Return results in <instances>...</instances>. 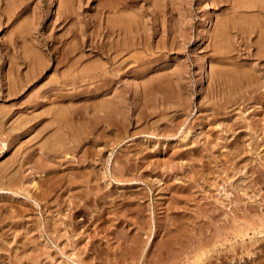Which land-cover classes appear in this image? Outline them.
Instances as JSON below:
<instances>
[{
	"label": "rangeland",
	"instance_id": "374dc122",
	"mask_svg": "<svg viewBox=\"0 0 264 264\" xmlns=\"http://www.w3.org/2000/svg\"><path fill=\"white\" fill-rule=\"evenodd\" d=\"M15 1L19 3H21L20 1H23L21 3V6L25 5L24 11L22 10L23 13L19 15L21 18L18 17L17 21L16 19L8 20V18L5 17V14L3 13L4 12L3 7L6 3V0H0V55L3 54L1 55L2 58L0 59V107L1 109L2 108H7L8 110L11 109L10 111L11 115L9 114L10 117L8 116L10 118L9 119L10 121L3 122V124L0 123V166H1L0 168H3V166L7 164L6 166H4V168L8 170H4V172L2 171V173H4V175H7L8 182L10 180L9 178H11V175H13L12 177H14L12 179L13 180L12 183L10 184L12 185L11 190H10V185H7L9 187H6L5 189L0 188V195H1L0 196V203H1L0 204V209H1L0 210V228H1L0 244L2 243V245H0V248H1L0 249V264H20V263L21 264H146V262L147 264H168V262L169 264H174V263L183 264L185 261L188 260L187 256L190 258V255L195 256L198 254L200 256L203 253H204L203 255L205 254L206 255L202 256V259L196 260L195 264L197 263L198 264H203V263L204 264H264V223H263L264 222V219H263L264 217V197H263L264 196V165H263L264 164V159H263L264 158V126H263L264 125V102H263L264 101V94H263L264 93V81H262L264 79V64H262L264 63V57H263L264 55L258 53L257 51L258 48H260V46L264 45V42H263L264 29L261 30L264 27V22H263L264 21L263 19L264 18V8L258 9L259 11L261 10L262 13H260L261 11L260 12L258 11L259 13H257V8H262L264 6V3L263 4H260V3L264 1L258 0V2H256L257 0H254V2L257 3L255 7H252V9L251 7H248L249 8L248 10H246L247 7H245V9L240 7L241 8L240 10L239 7L238 8L236 7L235 0L233 1L232 0H227V1L225 0H161V1L156 0L155 3L152 0H140L139 6L142 7L144 10L147 7V9L145 10L147 11V13L145 12L146 21L148 20L147 22H150L151 20H153L152 17H154L155 18L154 21L156 23V24L154 23V28H156L157 26L158 28L156 29L157 30L159 29L158 31L160 32V33L157 32L158 34H155V37H154L155 41H153V44H156L155 42L160 41V38L162 41L164 40L168 44L172 41L171 39H176V42L179 44L177 45L175 42L173 44V47L169 46L170 48H174V50L166 46H165L166 48H163V50L157 51L156 49L155 51L157 52V54L161 53V57H163V59L160 57L159 60L161 61L157 60V62H154L153 68H160V69L164 68V72H165L164 74L166 73L171 74L174 70L178 69V71L181 74L180 77L182 76L180 78L178 74H172L173 84H176L175 85L176 87L179 86L175 89V91L176 92L178 91V93H175L174 90L170 92L169 91L164 92L163 91L164 89H163V90H160V93H158V91L155 93V94L158 93L160 95H164V96L158 95L161 98L164 97L162 98V100L160 99V97L158 98L157 95H156V98H152L151 100V97H153L152 95L150 98H147L146 101H144L145 99L141 101V99H143L142 92H141L142 88H141V85H139L138 83V82L143 81V78H137L138 82L137 81L134 82L135 79H132V76H131L132 72H128L127 74L125 73V71L128 69L126 67L127 69L125 70V66L122 65V62H125L124 61L125 60V49L123 50L124 52L122 51L120 53L118 52L116 53L117 50L116 49L114 50V48H116L114 46H113V49H111V51L109 52L110 53L109 56L111 55L115 57L117 56L116 59L115 57L114 59L113 57H109L103 51L104 49L103 50L101 49L99 52H96V50L92 51L90 49H87L88 53H86L81 58V59H84V61L83 60H82L83 62L81 61L82 63L81 66H80L81 63L78 64L80 69L77 71H74L75 73L74 72L70 73V71L73 70V68L69 69V65L64 62L60 65L61 67L59 66V71H56V69L54 70L55 62L48 61L49 65L45 67L43 71H41V76L39 78L35 79L33 82H30L27 86H24L23 88L19 89V91H16V92H13L12 94L7 95L6 94V88H7L6 72L9 69L10 63L9 61H7V57L5 56V54L8 50L12 49L13 51L14 45H17V48L19 47L18 52H20L22 48L20 45L24 43V40L26 41L28 40L27 42L25 41V43H28V45L31 44L32 46V44L34 45L37 44L39 46L40 44V48H42L43 51H46L49 46V44H46V42L48 41V39H51V38L55 39V34H56V39H59L62 33L63 35H65L66 31L68 30L67 31L68 33H66L67 35H65L66 36L65 38H67L68 40L73 39V34H77V36L80 37L81 33L79 31H80L81 24L79 20L83 19L84 16L94 19L95 17H97L96 15L94 16L95 12L97 13L99 12L98 14L102 17H104V15L107 16L110 14L111 16L112 15L117 16L120 14V12H115L113 9H111L112 8L111 5L113 3H115L114 5L119 4V2H121L120 3L121 5L122 2H124L123 0H119V1L118 0H87V1L82 0L81 2L78 0L79 3H81L80 4L81 7L79 6L78 2H77L76 7H78V11L80 15L74 13L73 16L74 17L76 16L75 19L74 17L69 19L66 23V26L63 28V25L66 21L63 22L60 26L58 25V27L56 26L57 23H54L56 21L55 18L57 16L56 13H57V7L59 5L58 4L59 0H15ZM151 1L153 2V5H151L152 4ZM231 2L235 3V6ZM232 6L234 9L232 8ZM155 9L156 11H158L159 16H156L157 15L156 11L154 13ZM254 9L256 11H254ZM234 10L235 12H233ZM237 10H239V12H237ZM251 10L254 11V13L251 12ZM160 11L162 12V15H160L161 14ZM101 12L102 14H100ZM122 14H125V11H122ZM24 15L26 16L24 17ZM238 15L239 16L242 15V16L239 17ZM258 15L259 16L261 15L260 19ZM250 16L251 17L253 16L254 18H251ZM226 17L228 21L234 20L233 22L232 21L229 22L230 26L227 27L229 33L227 31V35L223 37L224 39L228 37L229 42L230 41L231 42L227 43L228 38L225 39L224 41L223 38H219L218 36L215 38V40H212L213 41L212 43L210 39L214 37L210 38L211 33L214 34L216 30L220 29L221 27L220 25L223 23L222 22L223 19L226 20ZM237 17L239 19H236ZM204 18L205 19L209 18L208 19L209 23H207V25H204V23L206 22ZM30 19L32 20V22L30 21ZM94 20L98 21L99 16H98V20L97 18ZM237 20L240 22V24ZM248 20H251V21H248ZM242 21L243 23L241 24ZM252 21L255 23H253ZM244 22H246V24ZM17 23L20 25V27ZM258 23L262 24L263 26L259 25ZM23 24H25V26H23ZM15 25L17 26L15 27ZM233 25H235V27ZM245 25L248 27H246ZM150 26H151V23L147 24V28H149ZM206 27H208L207 28V30L209 29L208 31L205 30ZM230 27H232L234 30L236 29V27L240 28L241 30L240 34L237 31L238 29L234 31ZM255 27H258V28L255 29ZM260 27L262 28L260 29ZM243 28L244 29L249 28V30H247L246 32V30L244 31ZM253 28H254V33L252 30ZM23 29L24 31H22ZM179 30L182 34L178 33ZM184 30L187 34L184 32ZM242 30L245 32V34L242 33L243 32ZM162 31H164L163 34L161 33ZM250 31H252L253 34H251ZM259 31H262L263 33ZM169 32L173 34L168 35ZM233 32L235 33V35L230 36V34H234ZM258 32L259 34L261 33L260 34L261 36H257ZM114 34H113L114 37L112 35L111 36L112 38L107 40L108 42L114 41L113 43H115L117 41L121 42V40L123 41L121 43L125 42V38L122 37L124 33H122V35L119 34L118 32ZM178 34H180L179 36L181 37H179ZM117 35H119L120 38ZM172 35L174 36V38L172 37ZM232 36L234 37V39H232L233 38ZM248 37L250 39H248ZM251 37H252V41H251ZM239 38H241L240 39L241 41L237 40ZM255 39H257L258 42H255L256 41ZM15 40H16V44H15ZM178 41L179 42L181 41V42L179 43ZM215 41L217 42L215 43ZM242 41L244 42L242 43ZM233 42L235 43L234 45H233ZM250 42H252V44ZM261 42L263 43V45L259 46V43L262 44ZM4 43L8 44L7 46L9 47L8 49H6ZM10 43L13 47L10 46ZM50 43H52V41ZM253 43L258 44V47L257 45H254ZM214 44H216L217 47L212 46ZM224 44L226 47L224 46ZM241 44H244L242 45L243 48L241 47ZM249 44H251L250 45L251 47L249 46L247 48ZM232 45H233V48H231ZM235 45H237V47H234ZM38 46H36L37 48L34 49L35 51L40 50ZM245 46L247 49L251 51L246 50ZM218 47H220L221 49L220 48L218 49ZM222 47H225V49H227L228 52L225 51V49L222 50ZM238 47L240 48L239 49L240 51L238 50ZM254 47H257V48L253 50L252 48ZM220 50H221V53L223 51L222 54L219 53ZM114 51L115 53H112ZM18 52H15V54H19ZM135 52L133 54L130 53V55L134 56L135 54H138V55L145 54L144 51H142V49H137ZM218 53L220 54L219 56L217 55ZM244 53L247 55H245ZM153 54L149 55L150 59L151 57L154 58ZM157 54L155 53V55ZM252 54L255 55L256 57L255 56L252 57ZM225 55H228L229 57ZM234 55H235V58H233ZM169 56L170 58H168ZM237 56L239 57V59L236 60ZM84 57H87V58L85 59ZM165 57H167L169 60ZM147 58H148L147 56L144 57L145 60H148ZM241 58L244 59V61ZM252 58L254 59L252 60ZM227 59H229L230 61ZM15 60L18 62L21 59L15 58ZM101 60H102V64H101ZM215 61L217 62L214 63V65L215 64L216 65L214 67L215 70H213V64L211 63ZM218 61L220 62L225 61V63L220 64L218 63ZM226 61L227 62L229 61V63L226 64ZM233 61L236 63H239L240 65L233 67L234 65H236V63H234ZM96 62L98 64L97 68L89 74L86 73L87 69H90V66L93 63H94L93 65H97L95 64ZM131 62H132V65L133 64L136 65L135 62H133L132 60ZM253 62L254 63L256 62V64L252 66V68H254L253 70H256V74H258L257 73L258 70L260 73L259 75H257L258 77L256 76L257 81H255V83L253 84H250V87L252 86L251 89L252 88L253 89L249 90L250 88L249 84L247 85H245L244 83L239 84L237 79L240 76L239 70L241 66L243 65L242 66V69H243L245 66L248 65L247 70H249V66L250 64L252 65ZM111 63L112 65H114V67L116 65L117 68L120 69V73L118 69L116 70V67L114 70V67L111 65ZM161 63H162V68H161V65H159ZM231 63H234V64L232 65ZM129 64L131 65V63ZM177 64L181 66H178ZM137 65H138V68L144 67L142 66L143 63L142 64L137 63ZM146 65L148 66V64ZM219 65L222 66L223 70H221L222 68ZM17 66H20V70H21L20 77H22L23 74L24 75L28 74L29 69L25 66L24 63L21 65L20 63H18ZM17 66H15V69L17 68ZM172 66H174L175 69H173ZM176 66L180 68H177ZM227 66L228 67L230 66V68L228 69ZM105 67L106 69H104ZM122 67L124 69H122ZM166 67L169 69V72H166L168 71ZM252 68L250 66L251 71H253ZM60 70H62L63 72ZM66 70L68 71V73H70L68 77L64 76V73H65L64 71ZM151 70L153 69L148 70L147 76L151 74L148 77H153V78L157 77L156 75H154L153 71H152L153 74L151 73ZM220 72L221 73L223 72L225 76L227 75V77H230L228 75H231L230 80L232 81V78H233L235 79L233 80L235 82L233 81L231 82L230 80H228L229 78L225 77L223 73H222L223 74L222 76ZM110 73H112L113 75ZM216 73L220 76L216 75ZM102 74L108 77H104ZM162 74H163V71L161 72V75ZM234 74H235V77L236 76L238 77L234 78L233 76ZM60 75L63 76L64 78H61ZM89 75H91V77ZM102 76L104 78H102ZM69 77L70 78L74 77V78H71V80L73 81H71ZM159 77H163V76H159ZM213 77L214 79H212ZM217 77L223 80L222 81L216 80ZM58 78H60L61 80L65 79L67 83L61 81L60 83L61 85H60L57 80ZM163 78L167 79L166 77H163ZM50 79H53L55 83L57 82L59 84L58 85L56 83L57 88L54 83H53L54 87L53 86L51 87V85L46 83L47 81H50ZM91 79H92L91 81L92 83L90 82ZM224 79L226 81H224ZM94 80L99 81L98 85L101 84V85H104V87L100 85L101 88L99 89L101 90H98V89L93 90L92 88L97 86L95 85L97 84V82L96 83L93 82ZM74 81L75 82L78 81V82L75 83ZM258 81H261V82L257 83ZM102 82H104L105 84H103ZM215 82L216 84H214ZM220 82H222L221 84L223 85H220ZM43 83H45L46 85H43V87L44 86L45 87L44 89L43 88L41 89ZM63 83H65V86ZM73 83L75 84L73 85ZM107 83L112 84V85H109V84L106 85ZM218 83L219 85H217ZM236 83L239 84L240 87L241 86L242 87L241 88L237 87L238 85ZM260 83L262 84L263 88L260 86L261 85ZM235 84H236V87H235ZM106 86H107V89H106ZM108 86H110L111 88ZM218 86L220 87L218 88ZM257 86L260 88H258ZM89 87L91 88L89 89ZM209 87L210 89L215 88L214 91L211 92L212 89L210 90ZM224 87L225 88L227 87L226 88L227 93L231 89V92H229L228 95L231 93L232 96L231 95L227 96ZM243 87L248 88V89H245L244 91ZM39 89H41V92L43 94L41 95L40 93V96H43L41 97V99L49 102L46 107L45 105L41 104L40 102L41 100H39L40 104H37L36 106L35 105L32 106L33 103L37 102V100L35 101V99L33 98H35L34 95H36V93L39 95V92H40ZM88 89L91 91H89ZM239 89L241 90L243 89L242 90L243 92L241 90L239 91ZM254 89H258V90L254 91ZM106 90L108 91L107 93H105ZM208 90H210V92ZM87 91H89L90 93L88 94ZM137 91H138V94H137ZM139 91L141 92V94L139 93ZM219 91L220 92L222 91L221 94ZM232 91H233V94H232ZM125 92H126V95H125ZM162 92H164V94ZM245 92H247L249 96L245 94ZM63 93H65L66 95ZM111 93H112V96H111ZM166 93L167 94L173 93V95L171 96V94H169L170 95L169 97V95H166ZM180 93H181V97H180ZM102 97L115 99V101L118 100L121 110H119V106H117L118 107L117 113H114V114L111 113L110 114L111 117L109 115L105 116L103 111H99L97 109L98 107H95L101 102H103L102 99H99ZM209 97H211L212 99L211 98L209 99ZM54 98L55 99L61 98L60 99L61 105L66 108L68 107V109H70L71 111L75 108L74 109L75 111H73L74 116L77 112L83 115L81 116V115H78V113L76 114L75 120H77V122L84 121V123H82L84 125L78 123V128L80 127L82 129L81 130L78 128L76 129L77 125H75L74 123L73 128L78 131L77 133L80 134L81 141L78 146H76L77 145L76 144L74 148L70 150L71 153L69 151H63L62 149H59V148H54L47 143V141H50L48 139L51 136H53V134L55 133L57 129V125L55 127V123L52 124L53 119L51 117V112L53 113L55 112V110L54 108L53 110L50 109V107H53L54 105L56 106V103H52V100H55ZM228 99L230 100V103L226 104L227 102H229ZM221 100L223 101L222 104H220L222 102ZM75 101H78V102H75ZM139 101L140 103L142 102V104L144 103V105L140 103L137 104V102ZM151 101L153 102L159 101L160 104L157 102L158 106L156 104L152 105L153 102ZM212 101L213 102L219 101V102L218 103L215 102V104H213ZM82 102H84V104ZM168 102L170 103L169 106L167 104H163V103H168ZM66 103L68 106L66 105ZM79 104L80 106L78 107ZM145 104H146V107H145ZM138 106H141V107H138ZM40 107H42L46 111V114L44 110H43L44 112L42 111V108L40 109ZM93 107L95 108L92 109ZM46 108H49V109H46ZM77 108L78 110H76ZM154 108L155 109L157 108L156 109L157 111L159 109L160 110L157 112L156 110H154ZM85 109L86 111H84ZM137 109L140 110V113L138 112ZM94 110H97V112H95ZM153 110L156 112H154ZM162 110H164V113ZM145 111H148V112H145ZM73 112H70V114L72 115ZM80 116L81 118L84 117L85 119L84 118L81 119ZM108 116L109 118L105 119ZM144 116L145 118L142 119L141 117H144ZM160 116L162 117L160 118ZM165 116H166V119H164ZM37 117L38 118L40 117V118L38 119ZM48 117H50L52 120ZM98 117H101V118L97 120ZM139 117L141 118V120ZM32 118H33V122H31ZM36 118H37L38 124H37ZM77 118H80L81 121L80 119L78 120ZM122 118L123 120H121ZM26 119L27 120L30 119L29 122L32 123L33 126L29 123L26 124L25 123ZM112 119H115V120L113 121ZM160 119L162 120L160 121ZM15 120H17V122ZM87 120L92 123L93 121H95L94 122L95 125L93 124L91 125V123L88 122ZM157 120L159 121L157 122ZM47 122H50V123L46 124ZM111 122L112 123L115 122V124L113 125L111 124ZM18 124H19L20 129L16 130L15 128L16 127L18 128ZM97 124H99L100 126ZM125 124L126 126H124ZM30 125H31V128H28L30 127ZM47 125H50V126H47ZM136 125L139 127L137 128ZM1 126L3 127L1 128ZM39 126L42 128H40ZM84 126H86L87 128L86 127L83 128ZM10 128L11 129L13 128L15 130H11ZM27 128L29 129L27 130L28 132L25 131ZM88 128H90L91 132L94 134L90 133L89 131L90 129L88 130ZM139 128H142V129H139ZM103 129L104 131L108 133V136H107V133L105 132L106 134L105 136H107V138L103 135L104 134ZM16 131L18 134L15 133ZM37 131L39 132V134L40 133L41 134L39 135L38 133H36ZM81 133H83V136H81L82 135ZM101 133L103 134L101 135ZM99 137H102V138L100 139ZM104 137H105V141L103 140ZM32 138L34 142L31 141ZM91 139H94V143L93 141H91ZM38 142L40 143L43 142L44 145H39ZM89 142H92V143H89ZM34 145L37 148H35ZM45 145L47 147L49 146L50 148L49 147L47 148ZM91 145H94L95 147L94 146L92 147ZM30 146L31 147L33 146V147L31 148ZM99 146L100 148L101 147L103 148L99 149L98 148ZM43 147L44 149H41ZM236 147L238 148V150ZM234 149L236 151L240 150L241 152L239 151L236 153ZM91 150L92 152L90 153H92V158L94 159L90 157L91 154L89 155L88 151H91ZM133 150H135V152L136 151H141V152H136L137 153L136 154L133 152ZM65 152L68 154H66ZM73 152H77V153L75 154ZM142 152L143 154H141ZM229 152H233V153H229ZM82 153L84 156H81ZM94 154L95 156L97 155L99 156H97L96 158ZM128 155L130 158L127 157ZM79 156L81 158H79ZM82 157H83V160H82ZM127 159H129L131 163H129V160ZM6 160L9 162H7ZM125 160L128 161L129 165L127 164V161L125 162ZM8 163H10L11 165L10 164L8 165ZM123 163H125V165ZM20 164L21 166H19ZM121 164L123 165L121 166ZM126 164L128 168L126 167ZM244 164L247 167H245ZM117 167L120 169L123 167L122 168L123 174L121 172H120L121 174L120 173L118 174L119 169ZM125 167L127 169L126 171H124ZM249 167H251L253 171L251 170V168L249 169ZM47 169H50L51 171L50 170L48 171L53 172V173L50 174V172H48ZM84 170H86V172ZM91 171H94L91 173L94 175L93 177L92 175H89L90 173L87 175V172H91ZM116 171L118 172L116 173ZM46 172H48V174H46ZM78 172H81V173H78ZM124 172H126V175ZM103 174H106V175H103ZM46 175L48 176L47 178H46ZM118 175L120 176L122 175V176L120 177ZM58 176L62 178V181L64 177L65 182H62L60 177L59 179H57ZM65 176L67 177L66 179H65ZM73 176L78 177L77 179L80 180L79 181L80 183L77 184L76 177H73ZM82 176H86L87 177V178L85 177L86 180ZM7 177L4 176L5 181H7ZM45 178L47 179V183L46 181L44 182ZM68 178L71 180H69ZM39 179H41L42 182ZM83 179L84 181H82ZM89 179H92V180H89ZM33 181H36L37 186L39 185L40 188L38 187V189L40 191L37 189V186L33 184ZM69 181L71 183L74 181L73 183L75 184L73 183L70 184ZM48 183L54 186L53 187H51V185L48 186ZM64 183H66L67 185ZM68 183L70 184V187L68 186ZM81 184H82V187H81ZM83 184L84 186L86 187L88 186V187L87 188L84 187ZM74 185L75 186L77 185L78 188L75 187ZM42 187L43 189L41 191ZM79 188L81 191L79 190ZM92 188L94 190L96 189L97 192L95 191L94 193V190H92ZM37 190L41 194L37 193L38 192ZM84 190H88V191H84ZM35 192L37 193V195ZM43 192L44 194H42ZM86 192L89 194L87 195ZM103 192L105 193L103 194ZM80 193L82 194L85 193V195L87 196L83 195L84 196L83 197L82 194ZM98 194L99 195L102 194L100 195V197L104 195L102 199L98 197L99 196ZM94 196L96 198H94ZM41 197H43L42 198L43 200L41 199ZM37 198L40 200H37ZM72 199L74 202L72 201ZM79 200H80V203H78ZM109 201H112V202L110 203ZM100 202L101 204L100 206H98ZM104 202L106 205L103 204ZM138 203L139 205L136 206V204ZM73 205H74V208H73ZM3 207H5L7 210H5V208L3 210ZM19 207L20 209L18 210ZM21 209L23 210L25 209V211H20ZM99 209L102 211H100ZM133 209H137V210H133ZM167 211L169 213V216H168V213H166ZM244 212H246L245 214L247 215H245ZM135 214H137L138 217ZM234 214L236 215L235 218H238V220L237 219L235 220ZM98 215H100L101 218H98ZM175 216H178V217H175ZM246 216L248 217L247 220L246 218H244ZM179 217H180V221H182L184 224L178 220ZM239 217L244 218L246 221L242 220L241 218L239 219ZM183 218L185 220H183ZM230 219H233V221ZM261 219L263 221H261ZM55 221L57 222V224ZM225 221H227L228 223H226ZM234 221H235V224L242 226V228L238 229L237 225H235V227L234 226L232 227V223ZM12 222L14 223V227L13 225L11 226ZM140 223H141V227L139 225ZM193 223H196V224H193ZM197 223L199 226L197 225ZM204 223H205V226H204ZM174 224L175 226L172 227ZM229 224H231V226H229ZM183 225L186 226V227L184 226L185 229ZM247 225H249V228H246ZM53 226L54 228L56 226V228L54 229ZM58 226L60 229L57 228ZM226 226H228L229 228H227ZM10 227H13V228H10ZM219 227H221L222 229ZM14 228L15 230L17 229L19 232L14 231ZM230 228L231 229L236 228L238 230V233L236 232L237 231L236 229H235L236 231L233 232L234 230L233 229L231 230ZM57 229H58V233H57ZM201 229L204 230V232H201L202 231ZM138 231L141 233H138ZM185 231H188L189 233ZM11 232L12 234L13 232H15L14 235L11 236ZM125 232H126V235H125ZM199 232L202 233L203 235L200 234ZM18 234H19V239H18ZM138 234H140L139 237H138ZM133 235H134V238H133ZM26 237L29 238V240L26 239ZM131 238L133 239L140 238L139 241L141 242L144 241V243H142L143 248L141 249V252L139 254L137 251L136 252L134 251V253L132 252V248L135 247L136 245V243L134 242H137L138 239L134 241ZM168 239L169 241H167ZM201 239H203V241H201ZM164 240H166L165 243H164ZM129 241L131 243H129ZM209 241L210 243L208 244ZM169 242H171V244ZM34 246L37 247L35 248V250H34ZM3 247L5 248L2 249ZM20 247L24 249L22 248L20 249ZM204 248H208L209 251L208 249H205V251H203ZM16 249L17 250L20 249L19 251L20 253H18V251H15ZM32 250L35 253L32 252ZM127 250L128 252H126ZM206 250L209 252V254ZM162 251H165V252H162ZM193 251H196L197 254L196 252L193 253ZM128 254L130 255V257L128 256ZM25 255L27 256L25 257ZM198 255L196 256L197 258L199 257ZM21 256L22 257L24 256V258L20 259ZM132 256L134 257L132 258ZM181 256L182 257L185 256V257L182 258ZM169 258H172V259H169ZM177 258H179L180 261L177 260ZM172 260L173 262L171 263Z\"/></svg>",
	"mask_w": 264,
	"mask_h": 264
},
{
	"label": "bare ground",
	"instance_id": "6f19581e",
	"mask_svg": "<svg viewBox=\"0 0 264 264\" xmlns=\"http://www.w3.org/2000/svg\"><path fill=\"white\" fill-rule=\"evenodd\" d=\"M80 2L82 1V0H79ZM79 1L78 0H59V5H58V7H57V13H56V18H55V22L54 23H57V27H58V25L60 26L63 22H65L64 23V25H63V28L66 26V23H67V21L69 20V19H71L72 17H74L73 16V14L75 13V14H79V11H78V7H76L77 6V2H78V4H79V6L81 7V3H79ZM87 1V0H86ZM119 1V0H118ZM124 2H122V4L120 5V3L121 2H119V4H116V5H114L115 3H113L112 5H111V9H113L115 12H120V14L119 15H117V16H111V14L110 15H104V17H102V16H100L97 12H95V14H94V16L96 15L97 17H95L94 19H96L97 18V20H98V16H99V20L98 21H95L94 19H91L90 17L88 18L87 16H84V18L83 19H81V20H79L80 21V24H81V26H80V33H81V36L79 37V36H77V34H73V39L72 40H68L67 38H65L66 36L65 35H67L66 33H68L67 31H66V29H67V27H66V29H65V31H66V33H65V35H63V33H62V35H61V37L59 38V39H56V34H55V39H53V38H51V39H48V41L46 42V44H49V46H48V49L46 50V51H43V49L42 48H40V44H39V46L36 44V45H34V44H32V46H31V44L30 45H28V43H25V41L26 40H24V43L23 44H21L20 46L22 47L21 48V51L20 52H18V48H17V45H14V49H13V51H12V49L11 50H8L7 52H6V50H5V52H6V54H5V56L7 57V61H9V63H10V65H9V69L7 70V72H6V77H7V81H6V83H7V88H6V94L7 95H9V94H12L13 92H16V91H19V89H21V88H23L24 86H27L30 82H33L35 79H37V78H39L40 76H41V71H43V69L45 68V67H47L48 65H49V62L48 61H53V62H55V68H54V70L56 69V71H59V66L64 62V63H66V64H68L69 65V69L71 68H73V70H71L70 71V73L71 72H74V71H77V70H79L80 68H79V65L78 64H80L81 63V61L83 60L84 61V59H81L86 53H88L87 52V49H90V50H96V52H99L101 49L109 56V52L111 51V49H113V46L114 47H116V48H114V50L116 49L117 51H116V53L118 52V53H120V52H122L124 49H125V62H122V65L123 66H125V73L127 74L128 72H132V74H131V76H132V79H135V81L134 82H136L137 81V78H143V81H141V82H138L139 83V85H141V88H142V98L143 99H141V101L142 100H144V101H146L147 100V98H150L152 95H153V97H151V100H152V98H156V95H157V97L159 98L160 96H164V95H160V94H158V93H160V90H163L164 92H166V91H172V90H174L175 91V89L177 88V87H179V86H175L176 84H173V81H172V74H178L179 75V77H180V72L178 71V69L177 68H180V67H177L176 69L177 70H174L172 73H171V71H170V73L171 74H169V73H166V74H164L165 72H164V68L163 69H160V68H153L154 67V62H157V60L158 61H161V60H159L160 59V57H161V53H159V54H157V52L155 51L156 49H157V51H159V50H163V48H166V47H168V48H170L171 46L173 47V44L176 42V39H171L172 41L168 44L166 41H162L161 40V38H160V41H158V42H155L156 44H153V41H155V39H154V37H155V34H158V33H160L156 28H158L157 26H156V28H154V23H155V21H154V17H152L153 18V20H151L150 22H147L146 21V18H145V12L147 13V11H145L146 9H147V7L145 8V10L142 8V7H140L139 6V1L140 0H123ZM152 1H154V3H155V1L156 0H152ZM151 1V2H152ZM161 1V0H160ZM225 1H227V0H225ZM233 1V0H232ZM261 1V0H260ZM260 1H259V3H260ZM264 1V0H263ZM21 3L23 2V1H20ZM24 2H26V1H24ZM110 2V1H109ZM112 2V1H111ZM142 2V1H141ZM163 2V1H162ZM256 2H258V0L256 1ZM256 2H254V0L253 1H248V0H235V3H236V7L238 8L239 7V9L241 10V8L240 7H242L243 9H245V7H247V9L246 10H248L249 8L248 7H251V9H252V7H255V5L257 4ZM21 3H19V2H17V1H15V0H6V3H5V5H4V7H3V9H4V14H5V17L6 18H8V20L9 19H12V20H15L16 19V21H17V18L18 17H20L19 15L21 14V13H23V11H24V9H25V5L24 6H21ZM150 3V2H149ZM159 3V2H158ZM232 3V2H231ZM235 3H232V4H234V6H235ZM264 2H262V3H260V4H263ZM104 4V3H103ZM142 4V3H141ZM101 5H102V3H101ZM147 5V4H146ZM151 5H153V2H152V4ZM150 5V6H151ZM155 5V4H154ZM159 5V4H158ZM259 5V4H258ZM27 6H28V4H27ZM142 6V5H141ZM143 6H144V4H143ZM162 6H163V4H162ZM165 6V5H164ZM2 7V6H1ZM97 7V6H96ZM161 7V6H160ZM160 7H159V9H160ZM168 7V6H167ZM260 7V6H259ZM102 8V7H101ZM232 8H233V6H232ZM257 8V7H256ZM264 8V6L262 7V8H257V13H259L260 11L258 10V9H263ZM116 9V10H115ZM149 9V8H148ZM152 9V8H151ZM164 9V8H163ZM234 9V8H233ZM23 10V11H22ZM96 10V9H95ZM105 10H106V8H105ZM104 10V11H105ZM109 10V9H108ZM153 10V9H152ZM151 10V11H152ZM236 10V9H235ZM235 10L233 11V12H235ZM22 11V12H21ZM28 11V10H27ZM122 11H125V14H122ZM155 11H156V9L154 10V13H155ZM245 11V10H244ZM254 11H256L255 9H254ZM254 11H252L251 10V12H253L254 13ZM259 11V12H258ZM161 12V11H160ZM165 12V11H164ZM237 12H239V10H237ZM236 12V13H237ZM246 12V11H245ZM250 12V11H249ZM104 13V12H103ZM124 13V12H123ZM150 13V12H149ZM156 13H157V15L156 16H159L158 15V11H156ZM248 13V12H247ZM260 13H262V11L260 12ZM26 14V13H25ZM100 14H102V12L100 13ZM115 14H117V13H115ZM160 14V13H159ZM164 14V13H163ZM166 14H167V12H166ZM241 14H242V12H241ZM256 14V13H255ZM80 15V14H79ZM90 15V14H89ZM160 15H162V12H161V14ZM209 15V14H208ZM211 15V14H210ZM235 15V14H234ZM234 15H232V16H234ZM263 15V14H262ZM26 15H24V17H25ZM155 16V15H154ZM165 16V15H164ZM239 16V15H238ZM242 16V15H241ZM241 16H239V17H241ZM245 16V15H244ZM259 16V15H258ZM257 16V17H258ZM261 16V15H260ZM260 16H259V19H260ZM23 17V16H22ZM76 17V16H75ZM75 17H74V19H75ZM92 17V16H91ZM208 17V16H207ZM251 17V16H250ZM254 17H255V15H254ZM253 16L251 17V18H254ZM256 17V18H257ZM21 18V17H20ZM151 18V17H150ZM159 18V17H158ZM160 18H162V17H160ZM164 18V17H163ZM209 18H210V16H209ZM209 18H204V20L206 21L205 23H204V25H207V23H209ZM246 18V17H245ZM165 19H166V17H165ZM169 19V18H168ZM229 19V18H228ZM236 19H239L238 17L236 18ZM235 19V20H236ZM247 19H249V18H247ZM246 19V20H247ZM264 19V18H263ZM28 20V19H27ZM157 20V19H156ZM203 20V21H204ZM224 20L225 19H223V23L220 25L221 27H220V29H218V30H216V32L213 34V33H211V35H210V38H212V37H214V38H212V39H210L211 41L212 40H215V38L216 37H218L219 36V38H223L224 36H226L227 35V31H228V29H227V27L228 26H230L229 25V22H233L234 20H227V17H226V20H225V22H224ZM244 20V19H243ZM30 21L32 22V20L30 19ZM58 21V22H57ZM159 21V20H158ZM164 21V20H163ZM228 21V22H227ZM238 21V20H237ZM248 21H251V20H248ZM255 21V20H254ZM28 22V21H27ZM30 22V23H31ZM161 22H162V20H161ZM165 22V21H164ZM236 22V21H235ZM239 22V21H238ZM253 22V21H252ZM259 22V21H258ZM264 22V21H263ZM24 23V22H23ZM149 23H151V26L149 27V28H147V24H149ZM221 23V22H220ZM243 23V21L241 22V24ZM245 24H246V22H244ZM250 23V22H249ZM253 23H255V22H253ZM256 23H257V21H256ZM18 24V23H17ZM20 24H22V23H20ZM156 24V23H155ZM159 24V23H158ZM162 24V23H161ZM239 24H240V22H239ZM259 24V23H258ZM19 25V24H18ZM28 25V24H27ZM26 25V26H27ZM164 25V24H163ZM162 25V26H163ZM168 25H169V23H168ZM167 25V26H168ZM203 25V24H202ZM209 25V24H208ZM253 25V24H252ZM259 25H261V26H263L262 24H259ZM13 26H14V24H13ZM17 25H15V27H16ZM23 26H25V24H23ZM149 26V25H148ZM161 26V27H162ZM234 27H235V25H233ZM240 26V25H239ZM244 26V25H243ZM246 26V25H245ZM254 26V25H253ZM19 27H20V25H19ZM169 27V26H168ZM172 27V26H171ZM203 27V26H202ZM219 27V26H218ZM238 27V26H237ZM236 27V29H238L237 31L239 32V34H240V32H241V30H240V28H237ZM242 27V26H241ZM246 27H248V26H246ZM21 28H22V26H21ZM28 28H29V26H28ZM34 28V27H33ZM205 28V27H204ZM207 28L208 27H206V29L205 30H207ZM231 29H233L232 27H230ZM250 28V27H249ZM249 28L248 29H244L243 28V30L245 31L246 30V32H247V30H249ZM256 28H258V27H255V29ZM262 27H260V29H261ZM17 29H19V28H17ZM25 29V28H24ZM24 29L22 30V31H24ZM165 29V28H164ZM166 29H167V27H166ZM171 29V28H170ZM177 29V28H176ZM175 29V30H176ZM235 29V30H236ZM264 29V27L261 29V30H263ZM64 30V29H63ZM70 30V29H69ZM78 30V29H77ZM209 30V29H208ZM207 30V31H208ZM230 30V29H229ZM234 30V29H233ZM234 30V31H235ZM240 30V31H239ZM242 30V31H243ZM253 30V33H254V28L252 29ZM28 31V30H27ZM75 31V30H74ZM170 31V30H169ZM177 31V30H176ZM202 31V30H201ZM206 31V32H207ZM215 31V30H214ZM232 31V30H231ZM231 31H230V33H231ZM242 32L243 34H245V32ZM256 31V30H255ZM71 32V31H70ZM73 32V31H72ZM116 32H118L119 34H121L122 35V33H124V35L122 36V37H124L125 38V42L124 43H121V42H123L122 40H121V42H115V43H113L112 41H107V40H109L110 38H112L111 36L114 34V33H116ZM158 32V33H157ZM163 32L164 31H162L161 33L163 34ZM173 32V31H172ZM184 32H185V30H184ZM213 32V31H212ZM251 32V34H253L252 33V31H250ZM259 32H262V31H259ZM259 32H258V35L257 36H261L260 34H259ZM22 33V32H21ZM178 33H181L180 32V30H179V32ZM186 33V32H185ZM204 33V32H203ZM209 33V32H208ZM228 33H229V31H228ZM234 33V32H233ZM241 33V34H242ZM263 33V32H262ZM72 34V33H71ZM161 34V35H162ZM169 34H173V33H168V35ZM182 34V33H181ZM187 34V33H186ZM213 34V35H212ZM247 34V33H246ZM255 34H256V32H255ZM80 35V34H79ZM115 35V34H114ZM114 35H113V37H114ZM120 35V36H121ZM177 35V34H176ZM180 34H178V36H179ZM184 35V34H183ZM199 35V34H198ZM201 35H202V33H201ZM200 35V36H201ZM205 35V34H204ZM231 35H235V33L234 34H230V36ZM249 35V34H248ZM27 36H28V34H27ZM27 36H25V37H27ZM52 36V35H51ZM118 37H119V35H117ZM157 36V35H156ZM159 36V35H158ZM166 36V35H165ZM221 36V37H220ZM239 36V35H238ZM256 36V37H257ZM22 37V36H21ZM23 37H24V35H23ZM50 37V36H49ZM58 37V36H57ZM72 37V36H71ZM101 37V38H100ZM103 37V38H102ZM163 37V36H162ZM172 37L174 38V36L172 35ZM177 37V36H176ZM179 37H181V36H179ZM187 37V36H186ZM233 37V36H232ZM236 37V36H235ZM254 37V36H253ZM14 38V37H13ZM30 38V37H29ZM39 38V37H38ZM62 38H64V39H62ZM100 38V39H99ZM120 38V37H119ZM167 38H169V37H167ZM188 38V37H187ZM209 38V37H208ZM228 38V37H227ZM227 38H225V39H227ZM243 38H244V36H243ZM242 38V39H243ZM259 38V37H258ZM264 38V37H263ZM11 39H12V37H11ZM15 39V38H14ZM13 39V40H14ZM31 39V38H30ZM70 39V38H69ZM118 39V38H117ZM122 39V38H121ZM154 39V40H153ZM224 39V38H223ZM225 39H224V41H225ZM231 39V38H230ZM232 39H234V37L232 38ZM241 38H239V39H237L238 41L240 40ZM247 39V38H246ZM248 39H250L249 37H248ZM260 39H261V37H260ZM7 40H9V39H7ZM41 40V39H40ZM50 40V41H49ZM114 40V39H113ZM158 40V39H157ZM166 40H168V39H166ZM221 40V39H220ZM219 40V41H220ZM244 40H245V38H244ZM254 40V39H253ZM256 41L255 42H258L257 41V39H255ZM28 41V40H27ZM26 41V42H27ZM34 41V40H33ZM52 41V43H50ZM170 41V40H169ZM210 41V42H211ZM223 41V40H222ZM232 41H234V40H232ZM241 41V40H240ZM251 41H252V37H251ZM260 41H262V40H260ZM259 41V42H260ZM5 42V41H4ZM8 42V41H7ZM179 42V41H178ZM181 42V41H180ZM179 42V43H180ZM183 42H185V41H183ZM182 42V43H183ZM217 41H215V43H216ZM221 42V41H220ZM231 42V41H230ZM229 42V38H228V42L227 43H230ZM244 41H242V43H243ZM248 42V41H247ZM254 42V43H255ZM263 42H264V40H263ZM40 43V42H39ZM44 43V42H43ZM212 43H213V41H212ZM211 43V44H212ZM225 43V42H224ZM251 44H252V42H250ZM253 43V44H254ZM262 43V42H261ZM5 44V43H4ZM15 44H16V40H15ZM45 44V43H44ZM168 44V45H167ZM176 44L177 45H179L177 42H176ZM218 44H220V43H218ZM235 43L233 42V45H234ZM246 44V43H245ZM251 44H249L248 46H247V48L251 45ZM222 45V44H221ZM226 45H228V44H226ZM233 45H232V47L231 48H233ZM242 45H244V44H241V47L243 48V46ZM254 45H257V47H258V44H254ZM260 45H263V43L262 44H260L259 43V46ZM8 46V44L6 43L5 44V47H6V49H8L9 47H7ZM10 46H12L11 45V43H10ZM19 46V45H18ZM36 46H38V48L40 49L39 51H35L34 49L35 48H37ZM166 46V47H165ZM170 46V47H169ZM212 46H214V47H217L216 46V44H214V45H212ZM219 46V45H218ZM224 46H225V44H224ZM4 47V48H5ZM13 47V46H12ZM15 47H16V49H15ZM43 47V46H42ZM45 47V46H44ZM88 47V48H87ZM177 47V46H176ZM221 47V46H220ZM220 47H218V49L220 48ZM226 47V46H225ZM225 47H222V50L223 49H225ZM234 47H237V45H235ZM251 47V46H250ZM257 47H254V48H252L253 50L255 49V48H257ZM246 48V46H245V49L246 50H248V51H251V50H249V49H247ZM137 49H142V51H144V53L145 54H140V55H138V54H135L134 56L133 55H130V53H134ZM170 49H173L174 50V48H170ZM176 49V48H175ZM214 49V48H213ZM221 49V48H220ZM240 48L238 47V50H239ZM244 49V50H245ZM38 50V49H37ZM44 50H45V48H44ZM165 50V49H164ZM233 50V49H232ZM232 50H230V51H232ZM237 50V49H236ZM103 51H101V52H103ZM113 51V50H112ZM134 51V52H133ZM141 51V50H140ZM217 51V50H216ZM215 51V52H216ZM225 51H227V49H225ZM224 51V52H225ZM240 51V50H239ZM238 51V52H239ZM247 51V52H248ZM258 53H260V54H263L264 55V45L263 46H260V48H258ZM256 51V52H257ZM15 52H18L19 54H15ZM124 52V51H123ZM153 52H154V54H153ZM162 52V51H161ZM165 52V51H164ZM163 52V53H164ZM218 52V51H217ZM228 52V51H227ZM255 52V51H254ZM94 53V52H93ZM112 53H115V51L114 52H112ZM136 53V52H135ZM155 53L157 54V55H155ZM219 53H221V50H220V52ZM217 54L218 56L220 55V54ZM222 53H223V51H222ZM221 53V54H222ZM240 53V52H239ZM246 53V52H245ZM244 53V54H245ZM95 54V53H94ZM93 54V55H94ZM122 54V53H121ZM124 54V53H123ZM150 54H153V56H154V58H152L151 57V59L149 58V55ZM165 54V53H164ZM168 54V53H167ZM167 54H166V56H167ZM226 54V53H225ZM230 54V53H229ZM232 54H233V52H232ZM235 54V53H234ZM241 54V53H240ZM243 54V53H242ZM255 54V53H254ZM1 55H3V54H1ZM0 55V59L2 58V56ZM97 55V54H96ZM102 55V54H101ZM115 55H117V54H115ZM163 55V54H162ZM170 55V54H169ZM238 55V54H237ZM245 55H247V54H245ZM88 56V55H87ZM92 56V55H91ZM119 56V55H118ZM148 57L147 59L148 60H145L144 59V57ZM218 56H217V58H218ZM222 56V55H221ZM225 56H228V55H225ZM224 56V57H225ZM232 56V55H231ZM241 56V55H240ZM253 56H255V55H253L252 54V57ZM259 56V55H258ZM257 56V57H258ZM262 56V55H261ZM100 57V56H99ZM109 57H113V59H114V57L115 56H109ZM223 57V56H222ZM229 57V56H228ZM243 57V56H242ZM256 57V56H255ZM264 57V56H263ZM15 58H20L21 60L20 61H16L15 60ZM85 59L87 58V57H84ZM91 58V57H90ZM117 58V56L115 57V59ZM133 58V59H132ZM162 59H163V57H161ZM165 58H167V57H165ZM168 58H170V56L168 57ZM167 58V59H168ZM216 58V57H215ZM232 58V57H231ZM233 58H235V55L233 56ZM249 58V57H248ZM247 58V59H248ZM260 58V57H259ZM104 59V58H103ZM112 59V58H111ZM110 59V60H111ZM141 59H143V60H141ZM167 59H165V60H167ZM221 59V58H220ZM223 59V58H222ZM225 59V58H224ZM237 59H239V57L237 56V58H236V60ZM242 59V58H241ZM254 58H252V60H253ZM258 59V58H257ZM263 59V58H262ZM99 60H100V58H99ZM131 60L133 61V62H135V64L136 65H132V62H131ZM169 60V59H168ZM227 60H229V59H227ZM232 60V59H231ZM243 61H244V59H242ZM242 60H240V61H242ZM256 60V59H255ZM82 61V62H83ZM91 61V60H90ZM105 61V60H104ZM107 61V60H106ZM112 61V60H111ZM114 61V60H113ZM211 61V60H210ZM214 61V60H213ZM221 61V60H220ZM220 61H218V63H222V64H224L225 63V61L224 62H220ZM230 61V60H229ZM229 61L227 62L226 61V64L227 63H229ZM217 61H215V62H213V63H211V64H213V70H215V65H214V63H216ZM234 62V61H233ZM262 62H263V60H262ZM18 63H20V65L21 64H25V66L29 69L28 70V74H26V72H25V74L26 75H24L23 73V76L22 77H20V66H17V64ZM88 63H89V61H88ZM87 63V64H88ZM91 63V62H90ZM124 63V64H123ZM129 63H131V65L129 64ZM137 63L138 64H142L143 63V65L142 66H144V67H142V68H138V65H137ZM163 63H165V62H163ZM178 63V62H177ZM218 63H217V65H218ZM234 63H236V62H234ZM234 63H231L232 65L234 64ZM94 64V63H93ZM91 65L90 66V69H87V71H86V73H91V72H93L96 68H97V66H98V64H97V62L95 63V64H97V65ZM101 64H102V60H101ZM105 64H106V62H105ZM114 64H116V63H114ZM146 64H148V66L145 65ZM204 64V63H203ZM210 64V65H211ZM226 64H225V66H226ZM244 64V63H243ZM247 64V63H246ZM249 64V63H248ZM254 64H256V62L254 63L253 62V64L251 65L250 64V66H251V68H252V66L254 65ZM262 64H264V63H262ZM65 65V64H64ZM82 65V63L80 64V66ZM111 65H112V63H111ZM120 65H121V63H120ZM130 65V66H129ZM155 65H157V64H155ZM159 65H161V68H162V63L161 64H159ZM173 65V64H172ZM178 66H181V65H179V64H177ZM231 65V66H232ZM238 65H240L239 63H236V65H234L233 67H236V66H238ZM15 66H17V68L15 69ZM89 66V65H88ZM113 67H114V65H112ZM129 66V67H128ZM141 66V65H140ZM139 66V67H140ZM165 66V65H164ZM212 66V65H211ZM220 66V65H219ZM225 66H224V68H225ZM243 66V65H242ZM242 66H241V68H240V70H239V77L238 76H236V77H238V83L239 84H245V85H247V84H249V87H250V84H253V83H255V81H257L256 80V78L258 77L257 75H259V70H258V74H256V70H253L254 68H252V70L253 71H251L250 70V66H249V70H247L248 69V65L247 66H245L243 69H242ZM61 67V66H60ZM113 67H111V68H113ZM115 67H116V70L118 69L117 68V66L115 65ZM115 67H114V70H115ZM127 67V68H126ZM160 67V66H159ZM169 67V66H168ZM218 67V66H217ZM221 68H222V66H220ZM228 67V66H227ZM226 67V68H227ZM232 67V68H233ZM257 67V66H256ZM261 67V66H260ZM85 68V67H84ZM167 68V67H166ZM165 68V69H166ZM171 68V67H170ZM172 68L173 69H175V67L174 66H172ZM230 68V66L228 67V69ZM18 69V70H17ZM104 69H106V67L104 68ZM122 69H124L123 67H122ZM150 69H153V70H151V73H152V71H153V73H154V75H156L157 77H155V78H153V77H148V76H150L151 74H149L148 76H147V74H148V70H150ZM172 69V70H173ZM182 69V68H181ZM180 69V70H181ZM212 69V68H211ZM219 69V68H218ZM242 69V70H241ZM263 69V68H262ZM100 70H102V69H100ZM119 70V73H120V69H118ZM167 70L168 71H166V72H169V69L167 68ZM183 70H185V69H183ZM221 70H223V68L221 69ZM226 70V69H225ZM60 71H62V70H60ZM107 71V70H106ZM105 71V72H106ZM112 71V70H111ZM163 71V74L161 75V72ZM63 72V71H62ZM61 72V73H62ZM65 73H64V76L66 77H68L69 76V74L70 73H68V71L66 70V71H64ZM115 72V71H114ZM234 72H236V71H234ZM234 72H232V73H234ZM60 73V74H61ZM75 73V72H74ZM84 73V72H83ZM108 73V72H107ZM118 73V72H117ZM152 73V74H153ZM212 73V72H211ZM223 73V72H222ZM221 72H220V74H222ZM229 73V72H228ZM230 73H231V71H230ZM229 73V74H230ZM73 74V73H72ZM77 74V73H76ZM75 74V75H76ZM79 74H80V72H79ZM110 74H112V73H110ZM116 74V73H115ZM158 74V75H157ZM183 74H185V73H183ZM224 74V73H223ZM223 74H222V76H223ZM62 75V74H61ZM60 75V77L61 78H64L63 76H61ZM87 75V74H86ZM97 75V74H96ZM103 75V74H102ZM113 75V74H112ZM153 75V76H154ZM171 76V77H169V76ZM178 75H176V76H178ZM214 75V74H213ZM216 75H218L217 73H216ZM82 76V75H81ZM90 77H91V75H89ZM104 77H108V76H105V75H103ZM102 76V78H104ZM159 76H163V77H166L167 79H165V78H163V77H159ZM168 76V77H167ZM175 76V75H174ZM218 76H220V75H218ZM221 76V77H222ZM224 76H225V74H224ZM228 76H230L231 77V75H228ZM234 76V78H236L235 77V74L233 75ZM257 76V77H256ZM58 77V76H57ZM93 77V76H92ZM95 77V76H94ZM98 77H100V76H98ZM113 77V76H112ZM182 77V76H181ZM180 77V78H181ZM185 77V76H184ZM210 77V76H209ZM214 77H216V76H214ZM214 77L212 78V79H214ZM225 77H227V75L225 76ZM230 77H227V78H229L228 80H230ZM261 77V76H260ZM50 78V77H49ZM70 78V77H69ZM71 78H74V77H71ZM71 78H70V80H71ZM76 78V77H75ZM77 78H79V77H77ZM102 78H101V80H102ZM157 78V79H156ZM159 78V79H158ZM171 78V79H170ZM176 78V77H175ZM179 78V79H180ZM81 79V78H80ZM92 79H94V78H92ZM92 79L90 80V82L92 81ZM106 79V78H105ZM112 79V78H111ZM110 79V80H111ZM184 79V78H183ZM210 79V78H209ZM211 79V80H212ZM262 79H263V77H262ZM261 79V80H262ZM58 80V83L60 84L61 83V81H63V82H65V83H67V81L64 79V80H61L60 78H58L57 79ZM76 80V79H75ZM96 80V79H95ZM93 81V82H97V84H95V85H97V86H93L94 88H92L93 90L95 89H98V90H101V89H99V88H101V86H103L104 87V85H101V84H99L98 85V82L99 81ZM100 80V79H99ZM109 80V81H110ZM138 80H140V79H138ZM182 80V79H181ZM216 80H221L219 77H217V79ZM223 80V79H222ZM221 80V81H222ZM227 80V81H228ZM233 80H235V79H233L232 78V81ZM236 80V81H237ZM56 81V80H55ZM71 81H73V80H71ZM78 81H80V80H78ZM78 81H76V82H78ZM83 81H84V79H83ZM88 81V80H87ZM104 81V80H103ZM108 81V80H107ZM176 81H177V79H176ZM224 81H226L225 79H224ZM231 81V80H230ZM231 81V82H232ZM262 81H264V79L262 80ZM46 82V81H45ZM75 82V81H74ZM75 82V83H76ZM101 82V81H100ZM233 82H235V81H233ZM259 82H261V81H258L257 83H259ZM47 84H49V85H51V87L53 86L54 87V84L56 85V83L54 82V80L53 79H50V81H47L46 82ZM54 83V84H53ZM57 83V84H58ZM65 83H63L64 84V86H65ZM75 83H73V85L75 84ZM88 83V82H87ZM92 83V82H91ZM103 84H105L104 82H102ZM110 83H112V82H110ZM178 83V82H177ZM183 83V82H182ZM181 83V84H182ZM210 83H211V81H210ZM212 83H213V81H212ZM222 82H220V85H223V84H221ZM256 83V84H257ZM58 84V85H59ZM80 84H82V83H80ZM89 84V83H88ZM109 83H107L106 85H108ZM112 84H114V83H112ZM112 84H109V85H112ZM135 84V83H134ZM214 84H216V82L214 83ZM224 84H225V82H224ZM232 84V83H231ZM237 84V83H236ZM236 84H235V87H236ZM239 84H237L238 86L237 87H240L239 86ZM261 84V83H260ZM43 85H46L45 83H43L42 84V87H41V89L43 88L44 89V87H43ZM61 85V84H60ZM72 85V84H71ZM78 85V84H77ZM101 85V86H100ZM210 85V84H209ZM217 85H219V83L217 84ZM226 85H227V83H226ZM229 85V84H228ZM76 86V85H75ZM208 86V85H207ZM211 86V85H210ZM233 86V85H232ZM256 86V85H255ZM261 87H262V84L260 85ZM59 87V86H58ZM62 87H63V85H62ZM97 87V88H96ZM108 87H110V86H108ZM139 87V86H138ZM213 87V86H212ZM220 86H218V88H219ZM234 87V88H235ZM242 87V86H241ZM240 87V88H241ZM245 87V86H244ZM243 87V88H244ZM252 87V86H251ZM251 87L249 88V90H252L251 89ZM258 87V86H257ZM56 88H57V85H56ZM91 87H89V89H90ZM111 88V87H110ZM181 88V87H180ZM222 88H223V86H222ZM225 88V87H224ZM227 88V87H226ZM226 88H225V91H226V94H227V96H230L231 95V93L228 95V93L229 92H231V89H230V91L227 93V90H226ZM258 88H260V87H258ZM263 88V87H262ZM41 89H39L40 90V92H39V95L36 93V95H34L35 96V98H33V99H35V101L37 100V102H35V103H33L32 104V106H36L37 104H40V102H41V104H43V105H45V107L47 106V104L49 103V102H47V101H44V100H42L41 99V97H43V96H40V93H41V95H43L42 94V92H41ZM59 89V88H58ZM63 89V88H62ZM88 89V90H89ZM105 89V88H104ZM106 89H107V86H106ZM113 89H114V87H113ZM209 89H210V87H209ZM212 89V88H211ZM210 89V90H211ZM215 89V88H214ZM214 89H212L211 90V92H213L214 91ZM245 89H248V88H244V91H245ZM108 90H109V88H108ZM112 90V89H111ZM139 90V89H138ZM210 90H208L209 92H210ZM221 90V89H220ZM223 90V89H222ZM236 90H238V89H236ZM241 89H239V91H240ZM243 90V89H242ZM241 90V91H242ZM255 90H258V89H254V91ZM45 91V90H44ZM61 91V90H60ZM89 91H91V90H89ZM89 91H87L88 92V94L90 93ZM136 91V90H135ZM139 91V93L141 94V92ZM158 91V93L157 94H155L156 92ZM182 91V90H181ZM224 91V90H223ZM234 91V90H233ZM233 91H232V94H233ZM254 91H252V92H254ZM81 92V91H80ZM97 92V91H96ZM104 92V91H103ZM108 91L106 90V92L105 93H107ZM112 92V91H111ZM164 92H162L163 94H164ZM216 92V91H215ZM214 92V93H215ZM220 92V91H219ZM222 92V91H221ZM221 92H220V94H221ZM243 92V91H242ZM250 92V91H249ZM251 92V93H252ZM44 93V92H43ZM58 93V92H57ZM93 93V92H92ZM161 93V94H162ZM168 93V92H167ZM166 93V95H169V94H171V96L173 95V93H169V94H167ZM175 93H178V91L176 92L175 91ZM207 93V92H206ZM213 93V94H214ZM237 93V92H236ZM241 93V92H240ZM51 94V93H50ZM49 94V95H50ZM59 94V93H58ZM63 94H65V93H63ZM81 94V93H80ZM104 94V93H103ZM117 94V93H116ZM135 94V93H134ZM137 94H138V91H137ZM136 94V95H137ZM155 94V95H154ZM209 94V93H208ZM211 94V93H210ZM219 94V93H218ZM223 94H224V92H223ZM242 94V93H241ZM245 94H247V92H245ZM256 94H258V93H256ZM264 94V93H263ZM46 95V94H45ZM53 95V94H52ZM66 95V94H65ZM65 95H64V97H65ZM79 95V94H78ZM83 95V94H82ZM102 95V94H101ZM108 95H109V93H108ZM125 95H126V92H125ZM158 95H160V96H158ZM243 95H244V93H243ZM248 95V94H247ZM55 96H56V94H55ZM54 96V97H55ZM59 96V95H58ZM70 96H71V94H70ZM103 96V95H102ZM111 96H112V93H111ZM141 96V95H140ZM175 96H176V94H175ZM174 96V97H175ZM209 96V95H208ZM222 96V95H221ZM232 96V95H231ZM249 96V95H248ZM255 96V95H254ZM253 96V97H254ZM40 97V98H39ZM62 97V96H61ZM79 97V96H78ZM118 97V96H117ZM166 97V96H165ZM168 97V96H167ZM169 97H170V95H169ZM173 97V98H174ZM180 97H181V93H180ZM214 97V96H213ZM217 97H218V95H217ZM225 97H226V95H225ZM224 97V98H225ZM247 97V96H246ZM262 97V96H261ZM63 98V97H62ZM73 98V97H72ZM137 98V97H136ZM162 98H164V97H162ZM162 98L160 97V99L162 100ZM172 98V99H173ZM208 98V97H207ZM211 97H209V99H210ZM236 98V97H235ZM240 98V97H239ZM242 98H243V96H242ZM260 98V97H259ZM53 99V98H52ZM55 99V98H54ZM61 99V98H60ZM60 99L59 98H57V99H55V100H52V103H56V106L54 105L53 107H50V109H52L53 110V108H54V110H55V112H51V117H52V119H53V123L52 124H54L55 123V127H56V125H57V129H56V131H55V133L53 134V136H51L48 140H50V141H47V143L50 145V146H52V147H54V148H59V149H62L63 151H69L70 152V150H72V148H74V146L76 145V146H78L79 145V143H80V134L79 133H77L78 131L77 130H75L74 128H73V126H74V123H75V125H77V127H76V129L78 128V123H80V124H82V123H84V121L82 122L81 121V119L82 118H84V117H82L81 118V116H83V115H81V113L79 114L78 112V115H81L80 116V118H77L78 120L80 119V121L81 122H77V120H75V118H76V114H75V116L73 115L74 114V112L73 111H75L74 109L71 111L70 109H68V107L66 108V107H64V106H62L61 105V101H60ZM76 99V98H75ZM80 99H82V98H80ZM99 99H102V101L103 102H101L100 104H98L97 106H95V107H98L97 109L99 110V111H103L104 112V115L106 116V115H109L110 117H111V113H117L118 112V110H117V106H119V101L117 102V101H115V99H111V98H105V97H102V98H99ZM138 99H139V97H138ZM212 99V98H211ZM247 99V98H246ZM39 100H41L40 102H39ZM50 100V99H49ZM94 100V99H93ZM96 100H97V98H96ZM155 100H157V99H155ZM160 100V101H161ZM163 100H165V99H163ZM170 100V99H169ZM175 100H176V98H175ZM224 100V99H223ZM226 100V99H225ZM229 100V99H228ZM241 100H243V99H241ZM263 100V99H262ZM261 100V101H262ZM32 101V100H31ZM63 101V100H62ZM138 101V100H137ZM150 101V100H149ZM172 101V100H171ZM222 101V100H221ZM72 102V101H71ZM74 102V101H73ZM75 102H78V101H75ZM85 102V101H84ZM84 102H82L83 104H84ZM93 102V101H92ZM97 102V101H96ZM99 102V101H98ZM128 102V101H127ZM151 102H153V101H151ZM155 102V103H154ZM153 102V104L152 105H154V104H156L157 106H158V104H157V102L159 103V101H154ZM162 102H164V101H162ZM166 102V101H165ZM173 102H174V100H173ZM213 102V101H212ZM216 103H218L217 101H215ZM215 102H213V104H215ZM244 102H245V100H244ZM264 102V101H263ZM262 102V103H263ZM95 103V102H94ZM135 103H136V101H135ZM140 103V101L139 102H137V104H139ZM223 103V101L220 103V104H222ZM224 103H226V102H224ZM230 103V100H229V102H227L226 104H229ZM58 104V105H57ZM63 104V103H62ZM122 104V103H121ZM136 104V105H137ZM140 104H142V102L140 103ZM149 104V103H148ZM160 104V103H159ZM162 104V103H161ZM163 104H167L168 106H169V102L168 103H163ZM172 104V103H171ZM247 104V103H246ZM66 105H67V103H66ZM90 105H92V104H90ZM94 105H96V104H94ZM127 105V104H126ZM142 105H144V103L142 104ZM167 105H166V107H167ZM217 105V104H216ZM49 106V105H48ZM52 106V105H51ZM68 106V105H67ZM73 106H75V105H73ZM80 106V104L78 105V107ZM86 106H88V105H86ZM161 106V105H160ZM218 106V105H217ZM263 106V105H262ZM95 107H93L92 109H94ZM138 107H141V106H138ZM145 107H146V104H145ZM150 107V106H149ZM152 107V106H151ZM155 107V106H154ZM220 107V106H219ZM37 108V107H36ZM42 107H40V109H41ZM88 108V107H87ZM160 108V107H159ZM221 108V107H220ZM246 108V107H245ZM46 109H49V108H46ZM91 109V108H90ZM91 109V110H92ZM132 109V108H131ZM150 109V108H149ZM157 109V108H156ZM155 108H154V110H156ZM39 110V109H38ZM44 109L42 108V111H43ZM52 110H50V111H52ZM76 110H78V108L76 109ZM119 110H121V108H120V106H119ZM138 110V109H137ZM136 110V111H137ZM148 110V109H147ZM153 110V111H154ZM160 110V109H159ZM158 110V111H159ZM165 110V109H164ZM164 110H162L163 111V113H164ZM10 111H11V109H7V108H2L1 109V107H0V123H2L3 124V122H7V121H10L9 119V117H10ZM45 111V110H44ZM43 111V112H44ZM84 111H86V109L84 110ZM95 112H97V110H94ZM123 111V110H122ZM157 111V110H156ZM156 111H154V112H156ZM157 111V112H158ZM162 111H160V112H162ZM37 112V111H36ZM39 112V111H38ZM42 112V113H43ZM70 112H73L72 113V115L70 114ZM80 112V111H79ZM88 112V111H87ZM121 112V111H120ZM126 112V111H125ZM138 112L140 113V110H138ZM144 112V111H143ZM145 112H148V111H145ZM35 113V112H34ZM47 113H48V111H47ZM84 113H86V112H84ZM90 113V112H89ZM130 113V112H129ZM151 113H152V111H151ZM10 114V115H9ZM45 114H46V111H45ZM49 114H50V112H49ZM83 114V113H82ZM97 114V113H96ZM95 114V115H96ZM121 114H123V113H121ZM125 114V113H124ZM144 114V113H143ZM162 114V113H161ZM12 115H13V113H12ZM38 115V114H37ZM40 115V114H39ZM42 115H44V114H42ZM41 115V116H42ZM77 115V116H78ZM92 115V114H91ZM126 115V114H125ZM138 115V114H137ZM141 115V114H140ZM148 115V114H147ZM156 115V114H155ZM9 116V117H8ZM40 116V117H41ZM87 116H89V115H87ZM94 116V115H93ZM98 116V115H97ZM109 116L108 117H106L105 119H108L109 118ZM171 116V115H170ZM21 117V116H20ZM24 117H26V116H24ZM23 117V118H24ZM30 117V116H29ZM39 117V118H40ZM85 117H86V115H85ZM138 117V116H137ZM147 117V116H146ZM152 117V116H151ZM162 116H160V118H161ZM169 117V116H168ZM167 117V118H168ZM263 117V116H262ZM38 118V117H37ZM37 118H36V121H37ZM38 118V119H39ZM48 118H50V117H48ZM94 118V117H93ZM99 118H101V117H98L97 118V120H99ZM140 118V117H139ZM142 119L143 118H145V116L144 117H141ZM141 118H140V120H141ZM159 118V117H158ZM21 119V118H20ZM31 119V118H30ZM30 119H26L25 120V123L27 124V123H29V124H31L32 125V123H30L29 122V120ZM42 119H44V118H42ZM46 119V118H45ZM51 119V118H50ZM51 119V120H52ZM85 119V118H84ZM87 119V118H86ZM103 119V118H102ZM111 119V118H110ZM157 119V118H156ZM156 119H154V120H156ZM163 119V118H162ZM162 119H160V121L162 120ZM164 119H166V116H165V118ZM73 120H74V122H73ZM89 120V119H88ZM87 120V121H88ZM96 120V121H97ZM113 121L115 120V119H112ZM121 120H123V118L121 119ZM125 120V119H124ZM139 120V121H140ZM144 120H146V119H144ZM169 120H171V119H169ZM16 122H17V120H15ZM19 121V120H18ZM35 121V120H34ZM102 121V120H101ZM159 120H157V122H158ZM31 122H33V118H32V121ZM88 122H90V121H88ZM87 122V123H88ZM94 122L95 121H93V123L92 122H90L91 123V125L93 124V125H95L94 124ZM124 122V121H123ZM15 123V122H14ZM21 123V122H20ZM48 123H50V122H47L46 124H48ZM86 123V124H87ZM128 123H130V122H128ZM17 124V123H16ZM24 124V123H23ZM28 124V125H29ZM35 124V123H34ZM37 124H38V121H37ZM41 124V123H40ZM39 124V125H40ZM111 124H115V122L114 123H112L111 122ZM121 124H122V122H121ZM157 124V123H156ZM155 124V125H156ZM15 125V124H14ZM31 125H30V127H28V128H31ZM43 125V124H42ZM82 125H84V124H82ZM88 125V124H87ZM86 125V126H87ZM97 125H99V124H97ZM96 125V126H97ZM129 125V124H128ZM135 125V124H134ZM178 125V124H177ZM8 126V125H7ZM26 126V125H25ZM33 126V125H32ZM41 126V125H40ZM39 126V127H40ZM47 126H50V125H47ZM46 126V127H47ZM52 126V125H51ZM81 126V125H80ZM86 126H84L83 128H85ZM90 126V125H89ZM100 126V125H99ZM116 126V125H115ZM124 126H126V124L124 125ZM137 126V125H136ZM160 126V125H159ZM179 126V125H178ZM264 126V125H263ZM3 126H1V128H2ZM22 127V126H21ZM38 127V128H39ZM91 127H93V126H91ZM118 127V126H117ZM139 126H137V128H138ZM251 127V126H250ZM261 127V126H260ZM9 128V127H8ZM26 129L25 131H27V130H29V129ZM36 128V127H35ZM35 128H34V130H35ZM40 128H42V127H40ZM39 128V129H40ZM87 128V127H86ZM96 128V127H95ZM110 128V127H109ZM119 128V127H118ZM136 128V129H137ZM252 128V127H251ZM11 129V128H10ZM16 130H18V129H20L19 128V124H18V128L16 127L15 128ZM15 129H11V130H15ZM52 129V128H51ZM50 129V130H51ZM55 129V128H54ZM53 129V130H54ZM78 129H81L80 127L78 128ZM90 128H88V130H89ZM102 129V128H101ZM105 129V128H104ZM104 129H103V131H104ZM126 129V128H125ZM129 129V128H128ZM139 129H142V128H139ZM6 130V129H5ZM22 130V129H21ZM31 130V129H30ZM48 130V129H47ZM82 130V129H81ZM84 130V129H83ZM32 131V130H31ZM30 131V132H31ZM40 131V130H39ZM46 131V130H45ZM86 131V130H85ZM90 131V133H92L91 132V129L89 130ZM92 131H93V129H92ZM95 131V130H94ZM102 131V132H103ZM127 131V130H126ZM129 131V130H128ZM255 131V130H254ZM262 131V130H261ZM3 132V131H2ZM28 132V131H27ZM26 132V133H27ZM50 132V131H49ZM48 132V133H49ZM54 132V131H53ZM80 132V131H79ZM82 132V131H81ZM88 132V131H87ZM98 132V131H97ZM96 132V133H97ZM105 132L106 131H104V134L103 133H101V135L103 134L104 136L106 135L105 134ZM135 132V131H134ZM5 133H7V132H5ZM15 133H17V131L15 132ZM35 133V132H34ZM36 133H38L39 134V132L37 131ZM35 133V134H36ZM52 133V132H51ZM86 133V132H85ZM89 133V132H88ZM99 133V132H98ZM107 133V132H106ZM133 133V132H132ZM131 133V134H132ZM14 134V133H13ZM18 134V133H17ZM41 134V133H40ZM39 134V135H40ZM42 134H43V132H42ZM47 134V133H46ZM82 135L81 136H83V133H81ZM92 134H94V133H92ZM125 134H127V133H125ZM261 134V133H260ZM263 134V133H262ZM27 135V134H26ZM32 135H34V134H32ZM31 135V136H32ZM38 135V136H39ZM85 135V134H84ZM90 135V134H89ZM100 135V136H101ZM11 136V135H10ZM18 136V135H17ZM22 136H24V135H22ZM97 136V135H96ZM99 136V135H98ZM107 136H108V133H107ZM107 136H105L106 138H107ZM117 136V135H116ZM105 137H104V141H105ZM36 138V137H35ZM34 138V139H35ZM43 138V137H42ZM41 138V139H42ZM46 138V137H45ZM85 138V137H84ZM97 138V137H96ZM100 139L102 138V137H99ZM109 138V137H108ZM87 139V138H86ZM241 139V138H240ZM239 139V140H240ZM243 139V138H242ZM247 139V138H246ZM89 140H90V138H89ZM88 140V141H89ZM107 140V139H106ZM119 140H120V138H119ZM31 141H33V138H32V140ZM38 141V140H37ZM45 141V140H44ZM91 141H93V143H94V139H91ZM108 141V140H107ZM110 141V140H109ZM27 142H28V140H27ZM30 142V141H29ZM34 142V141H33ZM86 142H87V140H86ZM95 142H97V141H95ZM244 142V141H243ZM6 143V142H5ZM39 143V145H44V143L42 142V143H40V142H38ZM89 143H92V142H89ZM99 143V142H98ZM101 143H102V141H101ZM37 144V143H36ZM85 144V143H84ZM96 144V143H95ZM109 144V143H108ZM240 144V143H239ZM260 144V143H259ZM32 145V144H31ZM81 145V144H80ZM87 145V144H86ZM86 145H85V147H86ZM97 145V144H96ZM107 145V144H106ZM35 146V145H34ZM46 146V145H45ZM88 146V145H87ZM90 146V145H89ZM92 147L94 146V145H91ZM29 147V146H28ZM31 147V146H30ZM33 147V146H32ZM31 147V148H32ZM40 147V146H39ZM47 147V146H46ZM45 147V148H46ZM49 147V146H48ZM47 147V148H48ZM80 147V146H79ZM91 147V148H92ZM95 147V146H94ZM238 147V146H237ZM236 147V148H237ZM240 147V146H239ZM22 148V147H21ZM35 148H37L36 146H35ZM46 148V149H47ZM50 148V147H49ZM77 148V147H76ZM83 148H84V146H83ZM89 148V147H88ZM88 148H87V150H88ZM99 149H101V148H103V147H101L100 148V146L98 147ZM244 148V147H243ZM41 149H44V147L43 148H41ZM52 149V148H51ZM50 149V150H51ZM58 149V150H59ZM82 149V148H81ZM93 149V148H92ZM142 149V148H141ZM141 149H139V150H141ZM261 149V148H260ZM48 150V149H47ZM57 150V151H58ZM74 150V149H73ZM79 150V149H78ZM85 150V149H84ZM136 150V149H135ZM135 150H133V152L134 153H136V152H141V151H136L135 152ZM237 150H238V148H237ZM246 150V149H245ZM30 151V150H29ZM54 151V150H53ZM76 151V150H75ZM131 151V150H130ZM234 151L237 153V152H239V151H236L235 149H234ZM32 152V151H31ZM48 152H50V151H48ZM77 152H79V151H77ZM77 152H73V153H77ZM89 152V155L91 154V158H92V153H90V152H92V150L91 151H88ZM98 152V151H97ZM96 152V153H97ZM241 152V151H240ZM261 152V151H260ZM56 153V152H55ZM66 153V152H65ZM64 153V154H65ZM71 153V152H70ZM130 153H132V152H130ZM229 153H233V152H229ZM30 154V153H29ZM49 154V153H48ZM51 154V153H50ZM66 154H68V153H66ZM137 154V153H136ZM138 154H140V153H138ZM141 154H143V152L141 153ZM25 155V154H24ZM88 155V154H87ZM102 155H103V153H102ZM130 155H132V154H130ZM235 155V154H234ZM30 156V155H29ZM81 156H84L83 155V153L81 154ZM94 156H95V154H94ZM97 156H99V155H97ZM97 156H95L96 158H97ZM134 156H135V154H134ZM236 156V155H235ZM237 156H238V154H237ZM128 158H130L129 157V155L127 156ZM16 158V157H15ZM18 158V157H17ZM79 158H81L80 156H79ZM88 158V157H87ZM10 159V158H9ZM8 159V160H9ZM21 159V158H20ZM22 159H23V157H22ZM92 159H94V158H92ZM131 159H132V157H131ZM264 159V158H263ZM82 160H83V157H82ZM100 160V159H99ZM127 160H129V159H127ZM127 160H125V162L127 161ZM7 161V160H6ZM13 161V160H12ZM20 161V160H19ZM97 161H98V159H97ZM105 161V160H104ZM132 161V160H131ZM256 161V160H255ZM7 162H9V161H7ZM22 162H23V160H22ZM21 162V163H22ZM12 163V162H11ZM20 163V162H19ZM129 163H131L130 162V160H129ZM2 164V163H1ZM10 163H8V165H9ZM14 164V163H13ZM16 164V163H15ZM103 164H104V162H103ZM124 165H125V163H123ZM123 164H121V166L123 165ZM127 164H128V161H127ZM127 164H126V167H127ZM7 165V164H6ZM6 165H4V166H6ZM11 165V164H10ZM24 165V164H23ZM129 165V164H128ZM247 165H249V164H247ZM264 165V164H263ZM4 166H3V168H0V188L1 189H5L6 187H9V186H7V185H10L11 183H12V179L14 178V177H12L13 175H11V178H9L10 180H9V182H8V177H7V175H4V173H2V171L4 172V170H8V169H6V168H4ZM15 166V165H14ZM17 166V165H16ZM19 166H21V164L19 165ZM41 166V165H40ZM244 166H245V164H244ZM243 166V167H244ZM1 167V166H0ZM25 167V166H24ZM119 167V166H118ZM117 167V168H118ZM124 167V166H123ZM122 167V168H123ZM126 167L123 169L124 171H126L127 169H126ZM245 167H247V166H245ZM244 167V168H245ZM7 168H9V167H7ZM12 168V167H11ZM16 168V167H15ZM122 168L120 169V168H118L117 170L119 171H116V173L118 172V174L121 172L122 174H123V172H122ZM128 168V167H127ZM251 167H249V169H250ZM113 169V168H112ZM15 170H17V169H15ZM48 170H50V169H47V171ZM91 170H93V169H91ZM251 170L253 171V169L251 168ZM251 170H250V172H251ZM51 171V170H50ZM50 171H48V172H50ZM79 171H80V169H79ZM85 172H86V170H84ZM238 171V170H237ZM240 171V170H239ZM48 172H46V174H48ZM92 172H94V171H91V172H87V175L89 174V175H92V177L94 176L93 174H91ZM104 172V171H103ZM13 173V172H12ZM53 172H50V174H52ZM78 173H81V172H78ZM77 173V174H78ZM82 173H84V172H82ZM120 173V174H121ZM125 173V175H126V172H124ZM16 174V173H15ZM64 174V173H63ZM3 175V176H2ZM10 175V174H9ZM86 175V176H87ZM103 175H106V174H103ZM4 176L5 177H7V181H5L4 180ZM50 176V175H49ZM77 176V175H76ZM76 176H73V177H76ZM86 176H82V177H84V179H85V177ZM118 176H120V175H118ZM122 176V175H121ZM120 176V177H121ZM16 177V176H15ZM48 176L46 175V178H47ZM59 177L60 176H58V178L57 179H59ZM63 177V176H62ZM69 177H70V175H69ZM73 177H72V179H73ZM119 177V178H120ZM42 178H43V176H42ZM45 178V179H46ZM50 178V177H49ZM61 178V177H60ZM67 177L65 176V179H66ZM78 177H76V180H77V184L78 183H80L79 181L80 180H78L77 179ZM87 178V177H86ZM89 178V177H88ZM19 179V178H18ZM44 179V182L46 181V183H47V179L45 180ZM57 179H55V180H57ZM69 179V178H68ZM75 179V178H74ZM81 179V178H80ZM84 179L82 180V181H84ZM34 180V179H33ZM40 181H41V179H39ZM55 180H54V182H55ZM69 180H71V179H69ZM75 180V181H76ZM86 180V179H85ZM89 180H92V179H89ZM89 180H87V181H89ZM51 181V180H50ZM52 181H53V179H52ZM61 181H62V178H61ZM42 182V181H41ZM43 182V183H44ZM53 182V183H54ZM62 182H65V180H64V177H63V181ZM70 182V181H69ZM74 182V181H73ZM72 182V183H73ZM16 183V182H15ZM42 183V184H43ZM52 183V184H53ZM71 182H70V184H72ZM83 183V182H82ZM88 183V182H87ZM87 183H86V185H87ZM90 183V182H89ZM33 184L34 185H36L37 183H36V181H33ZM32 184V185H33ZM64 184H66V183H64ZM63 184V185H64ZM70 184L68 183V186L70 187ZM73 184H75V183H73ZM85 184V183H84ZM84 184H83V186H84ZM258 184V183H257ZM14 185V184H13ZM18 185V184H17ZM46 185V184H45ZM49 185H51V184H49L48 183V186ZM67 185V184H66ZM89 185H91V184H89ZM11 186L12 185H10V190H11ZM37 186V185H36ZM35 186V187H36ZM42 186H44V185H42ZM47 186V185H46ZM54 185H51V187H53ZM75 186V185H74ZM93 186V185H92ZM16 187V186H15ZM38 187H39V185L37 186V189H38ZM75 187H77L78 188V186L76 185ZM80 187V186H79ZM81 187H82V184H81ZM84 187H86V186H84ZM88 187V186H87ZM86 187V188H87ZM90 187V186H89ZM40 188V187H39ZM45 188V187H44ZM47 188V187H46ZM71 188H72V186H71ZM70 188V189H71ZM91 188V187H90ZM94 188H96V187H94ZM42 189H43V187L41 188V191H42ZM48 189V188H47ZM50 189V188H49ZM67 189H68V187H67ZM255 189V188H254ZM15 190V189H14ZM39 190V189H38ZM37 190V191H38ZM79 190H80V188H79ZM92 190H94L93 188H92ZM91 190V191H92ZM19 191V190H18ZM40 191V190H39ZM39 191L37 192V193H39ZM77 191V190H76ZM75 191V192H76ZM81 191V190H80ZM79 191V192H80ZM84 191H88V190H84ZM84 191H82V192H84ZM90 191V192H91ZM95 191H96V189L94 190V193H95ZM97 192V191H96ZM99 192V191H98ZM36 193V192H35ZM37 193H36V195H37ZM46 193H48V192H46ZM77 193V192H76ZM105 192H103V194H104ZM39 194H41V193H39ZM42 194H44V192L42 193ZM79 194V193H78ZM80 194H82V193H80ZM86 194L88 195L89 193H87L86 192ZM261 194V193H260ZM31 195V194H30ZM72 195H74V194H72ZM83 195H85V193L84 194H82V196ZM87 195H85V196H87ZM90 195H92V194H90ZM99 195V194H98ZM100 195H102V194H100ZM100 195L98 196L99 198H101L102 199V197L104 196H101L100 197ZM1 196V195H0ZM105 196H107V195H105ZM36 197V196H35ZM84 197V196H83ZM97 197V198H98ZM264 197V196H263ZM262 197V198H263ZM43 197H41V199H42ZM94 198H96L95 196H94ZM109 198V197H108ZM130 198V197H129ZM115 199V198H114ZM134 199V198H133ZM251 199H252V197H251ZM256 199V198H255ZM37 200H40V199H38L37 198ZM43 200V199H42ZM105 200H106V198H105ZM110 200V199H109ZM72 201H73V199H72ZM97 201V200H96ZM100 201V200H99ZM98 201V202H99ZM74 202V201H73ZM76 202H77V200H76ZM102 202V201H101ZM101 202L99 203V205L98 206H100V204H101ZM110 203L112 202V201H109ZM4 203V202H3ZM78 203H80V200L78 201ZM1 204V203H0ZM103 204H105V202L103 203ZM128 204V203H127ZM4 205V204H3ZM76 205V204H75ZM77 205H79V204H77ZM106 205V204H105ZM104 205V206H105ZM137 205H139V203L138 204H136V206ZM101 206H103V205H101ZM128 206V205H127ZM134 206V205H133ZM177 206V205H176ZM5 207H6V205H5ZM5 207H3V210H4V208ZM21 207V206H20ZM20 207L18 208V210L20 209ZM106 207V206H105ZM140 207V206H139ZM138 207V208H139ZM73 208H74V205H73ZM102 208V207H101ZM100 208V209H101ZM137 208V209H138ZM99 209V210H100ZM103 209V208H102ZM137 209H133V210H137ZM141 209V208H140ZM1 210V209H0ZM5 210H7L6 208H5ZM98 210V209H97ZM105 210V209H104ZM20 211H25V209L23 210V209H21ZM100 211H102V210H100ZM140 211V210H139ZM169 211V210H168ZM168 211L166 212V213H168ZM28 212V211H27ZM99 212V211H98ZM236 212V211H235ZM131 213V212H130ZM246 212H244V214H245ZM25 214V213H24ZM97 214H99V213H97ZM138 214V213H137ZM137 214H135L137 217H138V215ZM178 214V213H177ZM209 214V213H208ZM210 214H211V212H210ZM209 214V215H210ZM251 214V213H250ZM236 215H237V213H236ZM236 215L234 214V218L236 217ZM245 215H247V214H245ZM262 215V214H261ZM100 215H98V218H101V216L99 217ZM168 216H169V213H168ZM174 216V215H173ZM179 216H181V215H179ZM248 216H249V214H248ZM175 217H178V216H175ZM183 217V216H182ZM261 217V216H260ZM259 217V218H260ZM139 218H140V216H139ZM163 218H164V216H163ZM233 218V219H234ZM242 219V220H245L244 218H246V220L248 219V217L246 216V217H244V218H242V217H239V219ZM250 218V217H249ZM262 218V217H261ZM173 219V218H172ZM191 219V218H190ZM233 219H230V220H232L233 221ZM238 220V218H235V220ZM251 219V218H250ZM263 219H264V217H263ZM65 220V219H64ZM139 220V219H138ZM138 220H136V221H138ZM169 220V219H168ZM178 220L180 221V217L178 218ZM183 220H185L184 218H183ZM210 220V219H209ZM245 220V221H246ZM7 221H9V220H7ZM49 221V220H48ZM58 221V220H57ZM248 221H250V220H248ZM247 221V222H248ZM261 221H263L262 219H261ZM18 222V221H17ZM56 222V221H55ZM167 222V221H166ZM180 222H182V221H180ZM186 222V221H185ZM188 222V221H187ZM194 222V221H193ZM203 222V221H202ZM205 222V221H204ZM226 223H228L227 221H225ZM230 222V221H229ZM54 223V222H53ZM64 223V222H63ZM137 223H139V222H137ZM143 223V222H142ZM176 223V222H175ZM183 223V222H182ZM189 223V222H188ZM191 223V222H190ZM224 223V222H223ZM234 223V224H233ZM232 223V227L234 226L235 227V225H237V224H235V221ZM249 223H251V222H249ZM264 223V222H263ZM263 223H261V224H263ZM9 224V223H8ZM16 224V223H15ZM18 224V223H17ZM20 224V223H19ZM56 224H57V222H56ZM145 224V223H144ZM184 224V223H183ZM193 224H196V223H193ZM210 224V223H209ZM222 224V223H221ZM245 224V223H244ZM13 225V227H14V223L12 222V224H11V226ZM48 225V224H47ZM46 225V226H47ZM52 225H54V224H52ZM140 225V227H141V223L139 224ZM149 225V224H148ZM172 225V224H171ZM182 225V224H181ZM186 225V224H185ZM185 225H183V227L185 226ZM189 225V224H188ZM197 225H198V223H197ZM211 225V224H210ZM218 225V224H217ZM223 225V224H222ZM228 225V224H227ZM5 226V225H4ZM18 226V225H17ZM50 226V225H49ZM142 226H143V224H142ZM144 226H146V225H144ZM164 226V225H163ZM167 226V225H166ZM175 226V224L172 226V227H174ZM199 226V225H198ZM204 226H205V223H204ZM229 226H231V224H229ZM238 226V229L239 228H242V226H240V225H237ZM236 226V227H237ZM246 226V225H245ZM263 226V225H262ZM13 227H10V228H13ZM186 227V226H185ZM185 227H184V229H185ZM192 227V226H191ZM193 227H195V226H193ZM203 227V226H202ZM217 227V226H216ZM223 227V226H222ZM227 228H229L228 226H226ZM8 228H9V226H8ZM16 228V227H15ZM15 228H14V231H17V232H19L17 229L15 230ZM48 228V227H47ZM53 228H54V226H53ZM55 228H56V226H55ZM54 228V229H55ZM57 228H59V226L57 227ZM219 228H221V227H219ZM225 228V227H224ZM246 228H249V225H247V227ZM6 229H7V227H6ZM49 229V228H48ZM60 229V228H59ZM77 229H78V227H77ZM138 229V228H137ZM169 229V228H168ZM174 229V228H173ZM180 229V228H179ZM183 229V230H184ZM199 229V228H198ZM222 229V228H221ZM226 229V228H225ZM231 229V228H230ZM234 231L233 232H235L237 229L236 228H232ZM231 229V230H232ZM236 229V230H235ZM0 230H1V228H0ZM5 230V229H4ZM28 230H30V229H28ZM140 230H141V228H140ZM147 230V229H146ZM157 230V229H156ZM181 230V229H180ZM189 230V229H188ZM196 230V229H195ZM202 230V229H201ZM254 230V229H253ZM55 231V230H54ZM68 231V230H67ZM143 231V230H142ZM166 231V230H165ZM170 231H172V230H170ZM178 231V230H177ZM229 231V230H228ZM240 231V230H239ZM6 232V231H5ZM16 232V233H17ZM29 232V231H28ZM137 232V231H136ZM135 232V233H136ZM174 232V231H173ZM185 232H188V231H185ZM195 232V231H194ZM194 232H192V233H194ZM198 232V231H197ZM201 232H204V230H202ZM222 232V231H221ZM237 233H238V230L236 231ZM254 232V231H253ZM1 233V232H0ZM14 233L15 232H13V234H12V232H11V236L12 235H14ZM57 233H58V229H57ZM128 233V232H127ZM135 233H133V234H135ZM138 233H141V232H139L138 231ZM155 233V232H154ZM164 233V232H163ZM182 233V232H181ZM189 233V232H188ZM200 233V232H199ZM256 233V232H255ZM6 234V233H5ZM129 234V233H128ZM161 234V233H160ZM175 234V233H174ZM196 234V233H195ZM200 234H202V233H200ZM1 235V234H0ZM17 235V234H16ZM125 235H126V232H125ZM132 235V234H131ZM139 235L140 234H138V237H139ZM142 235V234H141ZM180 235H182V234H180ZM183 235H185V234H183ZM203 235V234H202ZM217 235V234H216ZM219 235V234H218ZM220 235H221V233H220ZM136 236V235H135ZM178 236V235H177ZM187 236V235H186ZM189 236V235H188ZM17 237V236H16ZM129 237V236H128ZM141 237V236H140ZM198 237H200V236H198ZM133 238H134V235H133ZM133 238H131V239H133ZM143 238V237H142ZM145 238V237H144ZM155 238V237H154ZM163 238V237H162ZM169 238V237H168ZM178 238V237H177ZM180 238V237H179ZM197 238V237H196ZM202 238H204V237H202ZM18 239H19V234H18ZM26 239H28L29 240V238H27L26 237ZM130 239V240H131ZM136 239H138V241L137 242H134V243H136V245H135V247H133L132 248V252L134 253V251L136 252H138V254L141 252V249L143 248V244L142 243H144V241H139L140 240V238H136ZM136 239H133L134 241H136ZM182 239V238H181ZM127 240H129V239H127ZM142 240V239H141ZM144 240V239H143ZM160 240V239H159ZM180 240V239H179ZM192 240V239H191ZM5 241V240H4ZM25 241V240H24ZM167 241H169V239L167 240ZM201 241H203V239H201ZM207 241V240H206ZM216 241V240H215ZM18 242V241H17ZM27 242V241H26ZM25 242V243H26ZM34 242V241H33ZM166 242V240H164V243ZM196 242V241H195ZM217 242V241H216ZM24 243V242H23ZM129 243H131L130 241H129ZM155 243H157V242H155ZM170 244H171V242H169ZM173 243V242H172ZM205 243V242H204ZM204 243H202V244H204ZM210 243V241L208 242V244ZM212 243H214V242H212ZM127 244V243H126ZM168 244V243H167ZM166 244V245H167ZM174 244V243H173ZM201 244V245H202ZM234 244V243H233ZM232 244V245H233ZM0 245H2V243L0 244ZM23 245H25V244H23ZM29 245V244H28ZM134 245V244H133ZM132 245V246H133ZM176 245V244H175ZM235 245V244H234ZM4 246V245H3ZM19 246H20V244H19ZM27 246V245H26ZM129 246V245H128ZM131 246V247H132ZM157 246H159V245H157ZM161 246H162V244H161ZM177 246V245H176ZM180 246V245H179ZM187 246H188V244H187ZM2 247V246H1ZM192 247V246H191ZM197 247H198V245H197ZM235 247V246H234ZM5 247H3L2 249H4ZM22 247H20V249H21ZM32 248H33V246H32ZM31 248V249H32ZM35 248H37V247H35L34 246V250H35ZM128 248V247H127ZM158 248V247H157ZM170 248V247H169ZM188 248H189V246H188ZM200 248V247H199ZM198 248V249H199ZM231 248V247H230ZM1 249V248H0ZM20 249H16L15 251H18V253H20L19 251H20ZM22 249H24V248H22ZM197 249V250H198ZM205 249H208V248H204V250L203 251H205ZM233 249V248H232ZM9 250V249H8ZM129 250V249H128ZM128 250L126 251V252H128ZM157 250V249H156ZM162 250V249H161ZM175 250V249H174ZM184 250V249H183ZM187 250V249H186ZM200 250V249H199ZM210 250H211V248H210ZM213 250V249H212ZM14 251V252H15ZM23 251V250H22ZM166 251V250H165ZM165 251H162V252H165ZM169 251H171V250H169ZM201 251V250H200ZM202 251V252H203ZM207 251V250H206ZM208 251H209V249H208ZM207 251V252H208ZM32 252H34L33 250H32ZM74 252V251H73ZM143 252V251H142ZM156 252V251H155ZM161 252V253H162ZM196 251H193V253H195ZM250 252V251H249ZM16 253V252H15ZM35 253V252H34ZM188 253H189V251H188ZM187 253V254H188ZM17 254V253H16ZM76 254V253H75ZM127 254V253H126ZM132 254V253H131ZM136 254V253H135ZM178 254V253H177ZM185 254V253H184ZM196 254H197V252H196ZM200 254H202V253H200ZM204 254V253H203ZM198 255L199 257L197 258L196 256L197 255H195V256H191L190 255V258L187 256V258H188V260L187 261H185L183 264H195V262H196V260H200V259H202V256H205V255ZM208 254H209V252H208ZM137 255V254H136ZM136 255H134V256H136ZM141 255V254H140ZM160 255V254H159ZM165 255V254H164ZM238 255V254H237ZM236 255V256H237ZM14 256V255H13ZM16 256V255H15ZM19 256V255H18ZM27 255H25V257H26ZM31 256H33V255H31ZM128 256L130 257V255L128 254ZM134 256H132V258L134 257ZM145 256V255H144ZM171 256V255H170ZM172 256H173V254H172ZM186 256V255H185ZM185 256H183V257H185ZM30 257V256H29ZM157 257V256H156ZM180 257V256H179ZM182 257V256H181ZM182 257V258H183ZM19 258V257H18ZM23 259L24 258V256L22 257H20V259ZM186 258V259H187ZM197 258V259H196ZM204 258V257H203ZM209 258V257H208ZM234 258V257H233ZM135 259V258H134ZM158 259V258H157ZM169 259H172V258H169ZM174 259V258H173ZM181 259V258H180ZM19 260V259H18ZM138 260V259H137ZM156 260V259H155ZM161 260V259H160ZM177 260H179V258H177ZM184 260V259H183ZM170 261V260H169ZM180 261V260H179ZM182 261V260H181ZM173 262V260L171 261V263ZM175 262V261H174ZM203 262V261H202ZM201 262V263H202ZM21 264V263H20ZM146 264H147V262H146ZM168 264H169V262H168ZM175 264V263H174ZM198 264V263H197ZM204 264V263H203Z\"/></svg>",
	"mask_w": 264,
	"mask_h": 264
}]
</instances>
